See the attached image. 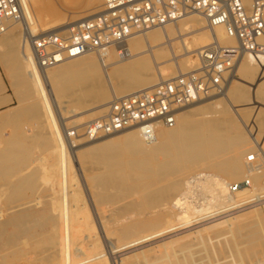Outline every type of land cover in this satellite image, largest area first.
<instances>
[{
  "label": "bare ground",
  "instance_id": "obj_1",
  "mask_svg": "<svg viewBox=\"0 0 264 264\" xmlns=\"http://www.w3.org/2000/svg\"><path fill=\"white\" fill-rule=\"evenodd\" d=\"M22 1L24 3V7H25V12H24L25 20H22L21 22L8 20L7 21L8 29L5 33L2 34L3 37L1 38V43L5 44L8 47H11V45L14 46L15 38H17L16 49H14L17 51V53L10 56V60L14 61V63L16 62V65L19 68V70L16 74L18 75V78L21 82L22 92H25V95L32 97L33 102H34L33 104H35L34 116H36L37 118L43 119L42 121H44V126H45V128L47 130V134H48V136L45 137V139H46L45 145H47L49 147V149L47 150L48 152H44L43 154H41L39 158L35 159L34 163L40 165L39 167H40L41 172H42L41 179H44L43 181H45L47 183V186L50 187V189L53 191V195H54L50 199L51 200L50 211L56 212L57 215L55 214L56 217L54 218L53 217L54 213H52V214L50 213L51 215L49 214V217H51V219H52V217L54 219L58 218V223L57 224L55 223L56 225H54V227L52 226V229H53L52 232L58 233V234L57 233L56 234L58 235L59 241L57 242L55 240L54 241L52 240V239H54V238H52L54 236V234H53L51 237L52 241L50 240L48 242V243H52V244L56 245V247H57V249H56L57 251L54 250L55 253H52V255H50L51 260L52 259H54V260L59 259L60 264H111L110 262H108L105 259V257L107 256V255H104L105 250H103V248L105 246L104 247L102 246L105 243L100 246V244H101L99 242L100 240H97V239L94 241L90 240L91 243H89L87 246H85L84 242L80 243L81 239H79V237L80 236L84 237L85 235H87V234H85L83 236L84 233L89 234V239L90 238L94 239L96 237V234L98 235L97 227H99V226H100L102 232H104V233L106 232L105 237L112 238L111 236H114L118 240V242L119 241L121 242L120 244H118L119 247L117 250H113L116 248V246H114L115 244L113 245L112 243H110V244H112V246H111L112 252H110V251L109 252L112 255L111 259L114 260L115 258H118L119 256L114 255L113 252L119 251L121 249H128L132 246H135L139 243L147 241L151 238L154 239V237H156V236L158 237L159 235H162V236H160L162 238L163 235H165V233H169L172 231H174V233H175L176 230L180 229V227H183V226L185 227V226H187V224H190V223L193 224V222L197 223L199 221V224L197 223L198 225H195V226L193 225L194 226L193 228H197V227L201 226L200 230L195 229V231H197L199 233V231L205 230L207 238H210V236H208V233L206 232V230H208V232L210 231V233H211V231H214L219 226H224V225L231 226V225H233L235 223L236 219H238L240 217L243 218V216H245V215H247V216L253 215V217H257V216H260L263 214L259 210H262L264 208V200H263L264 193H262L261 195L259 194L258 196L255 193L256 194L255 195L253 193V192H255L253 190V189H255V186L253 184V189L247 188V187L243 188L244 186H242L241 187L242 189L232 190L233 193L231 192L230 196L228 197L227 193L230 189L229 187H231L230 186L231 183L229 180L223 178L219 174H217L218 176H220L218 179H215L216 176H215V178L214 177L211 178L212 175L210 176L209 174H205L203 177V180H201L202 183H205V184H203L205 186H206V184L208 186L209 185L208 183L213 184V185H211V184L210 185H211V187L214 186L213 187L214 188L213 193H215V196H214V194L211 193L212 191L211 192L209 191V190H211L210 189L211 187L209 186V190H207V192L209 191L211 194H213L214 197L210 198L211 200L206 202V204H204V206L195 205L190 200H188V194L191 192V187H192L190 184L191 181H189L187 183V187H189V189L180 193L181 195H179V196H181V197H174L168 205L166 202H167V199H169V197L172 195V193L174 191H177L181 187V181H180V179L177 178V176L179 174H181L182 172H185V171H193L196 168H198L200 166H204L206 164H209V167L213 168L217 172H222V173L226 174L230 178H237L241 175L242 176L245 175L246 177H249V179L255 180V182H256L257 179H259V177L262 178L264 176V164L259 163V161L261 162L262 158L264 159V139H261L260 142L257 141L258 146L257 145L256 146L258 147V149L256 151L255 150L252 151V153L257 152L255 155L257 160L254 163L248 162L249 156L246 157L247 150L242 146V144L238 143L234 139H231L230 141L228 140L229 141L228 143H222L220 139H216V140L213 139L216 134H218V133L220 134L221 131H223V129L228 126L227 124H230L232 122L231 118L227 115V112L224 110V108H227V104H226L227 102H229L230 104L231 103L233 104V102H235L237 104V106L239 107V109L241 110V112L243 113L244 118H248V116L249 117L252 116V118H253L252 119V122H253L252 126L254 127V129H256L257 131H260V132L263 131L264 127H262V125H264L263 124L264 118L259 117L258 114H260V112H259L260 110L264 111V77L263 78L260 77L258 80H256L257 86H256V89L253 88V90H250L244 84H240L239 87H237V90L233 91L232 84L233 83H235V84L245 83L249 79L256 78L257 77L256 73H258V69L251 68L249 66L248 62L250 63L251 61H253V62L254 61H261V60H264V58L258 59V58H255V57H252V56L246 54L244 56H241L238 59L237 63L235 64V66L231 70V75L236 70L238 62L243 57L250 56V58L245 57L241 60L239 66H238V70H237V73H239V77H235L232 81H230L231 83L229 81L226 83L224 91L222 92L224 94H221L222 97L224 96L223 102L221 103V101H219V100L216 102L215 101L210 102V104L212 103L215 105V108L220 109V114L213 117L210 121L211 124L216 126V129H215L216 132H214V134H212L211 137L205 138L200 134V132L192 131L191 126L189 124V120L191 117H190V114L187 110L182 112V118H181V121L179 123H178V117H177V121H176V124L174 126H172V127L159 126L156 129L155 136L152 140H147L146 137L143 135L142 131L137 127L127 128V129L136 130V131L127 132L128 135L125 138V141L127 142V144L133 149L135 154H143L145 156V159H146L145 164H146V166H148L152 170L153 176L155 178H158L159 180L161 179V180H167L168 181L167 185H164V186H161L158 188H154L151 191L150 196H146V198H145V202H148V203L152 202L153 204L160 203V205L162 204V206L155 213L154 222L152 224L151 223L144 224L141 222H129L127 224H121V222L124 221V219H126L125 217L120 216V217L116 218V217L111 216L110 218H107L104 221L101 219V225H100L99 218H98L97 214H95L94 216L88 215L89 213H91L88 210L89 209L88 203L90 201L88 202L84 196L83 186H82L84 184H81V181H80L81 179H79L77 174H76V169H75V165H74L75 162L73 161V154L75 153V151H76V153H78L84 149H87L91 145H89L85 148L79 149L77 140L74 141V143H75L74 145H73V143L69 142L68 135H67V132L70 131V129L68 128L69 123H67L68 117L63 116V111H65V110L63 108L61 109V101L58 100L59 98L57 99V96L55 94L56 93L55 92L56 87L57 86H65L67 84L69 85V83L71 81L75 80L78 73L73 72V70H75L76 68L77 69H85V68H89V67L95 68L94 66L100 65L101 68L103 69V74H104V79L102 80V78H101V84L104 81H106V83L109 84V86H111L112 98H114L115 96L127 95L130 93H133V90L138 91L140 89L156 85L157 83H159L162 80L170 79V78L176 76L180 72H185V70H190V68H194L196 66L195 64H197V62H196V60H193L190 57V55L192 53H197V51L200 48H203V47L209 45L215 37L219 40V42L221 44L227 45V46H233V47H235L237 45V40L234 37L230 36L223 26H216L215 29L212 30L211 28H209L207 26V22L204 19V17H202L198 13H195V15L194 14L188 15V16H186V17H184L178 21L168 23V24L161 26V27H156V28H152V29H149L146 31L134 33L133 35H131L128 38V40L123 45H113V46L107 48L106 50L101 51L100 54L99 53H88V54H84V55L77 56V57H71V58L63 59L62 61L58 62L57 64H55L51 67L42 68L36 62L35 55L33 52V47L31 45V43L26 41L24 38V34H23V29L25 28L24 21H26L30 25V29L34 35L38 34L37 33L38 30H42L43 32H56L55 30L51 31L52 29H54V27H56V26H51V24L54 22L56 23V21L58 22L59 20H61V16L62 15L66 16V13L64 14V12H62L61 8H63V7L59 8L58 6L55 5L56 2H55V4L52 3L53 2L52 0H22ZM89 1H90V5L88 8H86V10L84 9L82 11H79V10L70 11L71 17L76 20V21H72L74 24H78V23L82 22L84 19H87L85 15H84L85 17L82 16L84 13H87L88 15H93L94 13L97 14L96 12L99 11V7L102 6L101 4H100V6L94 4L95 1H93V0H89ZM33 6H35V8H33ZM63 9H65V8H63ZM193 16H197L195 18L193 24L196 26H199V28L191 29L189 32L185 33L183 35V37H177V36L171 37L170 36L171 33L166 32L165 28H167V27L172 28L171 26L177 25L179 22H181V21L183 22L186 19H188L189 17H193ZM62 18L63 19L61 21L64 22L63 20H65V19H64V17H62ZM61 21H59V22H61ZM65 22L62 24L63 25L66 24ZM204 23H205V26L203 25ZM18 24L22 25V34L19 33V28H17ZM187 24H188L187 21L183 22L182 26H183L184 30L189 29L191 27V26L187 27L186 26ZM69 26H70V24H69ZM65 27H66V25H65ZM65 27L62 26V28H65ZM178 28H179V25H178ZM172 29H174V27ZM67 30L69 31L70 29H67ZM200 30H204L205 33L203 32L200 34H196V33H199ZM174 31L175 30H172L173 36L175 35ZM192 33H193L194 40L192 43L191 42L189 43L186 39H187V36L192 35ZM18 39L20 40L19 43H18V41H19ZM177 40L180 42V44L184 48L183 49V50H185L184 56L187 58V59L184 58L187 62L184 65V68H182V69H181L180 65L178 66L179 69L176 66V62H177L178 58H177V54H175V52H174V50L176 49L174 44H175V41H177ZM19 44H20V46H19L20 50L18 47ZM194 45L195 46L198 45V46L193 48ZM10 50H12V48ZM93 55H95V56H93ZM163 59L164 60L165 59L166 60L172 59L173 63H171L169 61V64L160 66L161 60H163ZM150 61L154 65L155 69L157 70L156 75L159 79L158 82L156 81L157 83H155V80L154 81L152 80V75L150 73L148 74V73L144 72V71L148 72V70H150L149 63H148ZM121 65L125 66L127 69L130 70V72H128V73H130L131 76H130V74L128 75L126 73L123 77H127V76L129 77L130 76L129 78L128 77L125 78V80H123L119 84H113V80L115 78H118V70L121 69L120 68ZM139 69L144 70V71L142 72ZM166 74H171L173 76L169 77V76H166ZM2 87L3 86H2L1 81H0V91L2 90ZM227 90H228V94H226ZM119 94H122V95H119ZM229 94L231 95V97L228 98L227 95H229ZM216 95H220V94H216ZM208 98H210V97H208ZM208 98H205V99H208ZM205 99L195 101V102L187 105L186 107L194 105L195 103H200V102L204 101ZM28 103H29V101H28ZM106 105H107V103L101 104V106L92 108V109H90L84 113H87L86 115H89V116L94 115L99 111H105ZM186 107H184V108H186ZM184 108H182L180 110V112ZM66 112H65V114H66ZM72 112H75V111H72ZM180 112H179V114H180ZM84 113H81V115H83ZM179 114H178V116H179ZM74 115L77 116L80 114L75 113ZM36 117H35V119H36ZM79 118L81 119V116H79L78 119ZM11 119H12L11 116H7L6 119L4 117H0V124H2L4 122H10ZM4 124L0 125V126L5 127ZM84 124L85 123H82L81 125L79 124L78 126H83ZM4 129H6V128H4ZM82 129H83V127H82ZM127 129H125V130H127ZM4 131L3 132L1 131V133H4ZM122 131H124V130H121L119 132H115L112 134H108V135L117 134V133H120ZM6 133H8V132H6ZM5 135L7 136V134H5ZM103 136L107 137L106 135H103ZM137 137H139L138 139H140L142 144H139ZM0 138H1V136H0ZM6 138H8V137H6ZM6 138L3 137L0 140V148L2 147L1 144L4 145V149L0 150V173H1L0 178L1 179L3 178V180L5 179L8 181L10 179L9 177L11 176V174L15 171L14 165H17L20 162H22L24 164V162H26V160H28L31 157H30V154L27 155V157H25V153H26L25 151H24L25 153L17 151L22 146V144L20 143L21 138H19L17 136H10V138H8L9 140ZM101 138H102V136H101ZM97 139H95V140L97 141ZM99 139H100V137H99ZM110 139H113V138H109L108 140H106V142H109ZM160 139H161V142H159ZM255 139H256V137H255ZM95 140H92V141L95 142ZM88 143H92V142H88ZM88 143H86V144H88ZM74 147H77V149ZM80 147H83V145L82 146L80 145ZM221 147L224 149L228 148L229 150H231V149L235 150V153L231 154L226 159L217 160V159H215L216 157H215L214 152L216 150L220 151L219 148H221ZM124 152H125V150H124ZM13 157H16L17 160H13L12 159ZM124 158H126V157H124ZM249 179H245V180H247L248 183L251 185V183H250L251 180L249 181ZM5 180L1 184H4V182H6ZM198 181H200V180H198ZM10 184H11V182L10 183L8 182V185H6V186L9 187ZM188 184H190V185H188ZM195 184H196V182H195ZM4 185H1V187ZM85 185H86V183H85ZM200 185H201V183H200ZM201 186H200V188H201ZM23 187L24 186L22 184L17 185V183H16L15 187H12V188L9 187L8 189L5 188L4 190L7 189L9 191V193H11L13 195L15 194L16 196L15 195L14 196L17 198V197H19L17 194L19 192H21ZM206 188L208 189V187H205V189ZM227 188H228V190H227ZM205 189H203V187H202V190L205 191ZM0 190H1V188H0ZM5 194H8V193L5 192ZM19 195H21V194H19ZM253 195L256 197H254ZM0 196H2V195H0ZM15 197H12V198H15ZM210 197H212V196H210ZM254 199L255 200L259 199V202L257 204L245 206L244 208L238 209V207H242L243 205H247L250 201H254ZM90 200H91V197H90ZM217 200H219V201L221 200V201L219 202ZM28 202H30V201H28ZM17 203L15 205H10L6 210L2 209V207H4L3 205L1 206V208H0V229L6 223H10L11 225H14L16 227L24 226V228L26 230H28L27 226H28V223L30 222L29 219L31 217H33V211L34 210L28 209V208L26 209L25 206L27 204L25 202H23L24 204L21 201H20V203H19V201ZM3 204H5V203H3ZM142 204H143V202H139V203H135L133 206H138V208L140 209ZM260 205H263V206L261 207ZM214 206H216V207H214ZM258 206H260L261 208H254V207H258ZM252 208H254V209L250 210ZM134 209H137V207H134ZM234 209H238V210H234ZM232 210H234V211H232ZM246 210H248V212H245L244 214L237 215V214H239L243 211H246ZM42 212L44 213V211H42ZM131 212H134V211L132 210ZM85 213L87 214L86 216H84ZM45 214H42V216L44 215L43 218L47 217L48 220H50L49 217L46 216ZM5 215H7L6 216L7 218L5 217ZM128 216H129V218H131V214H128ZM93 217L96 218L95 219L96 222L93 219ZM4 218H6V219H4ZM40 218L41 217L39 216L37 218V220ZM33 219H34V221H36L35 218H33ZM40 220H42V219H40ZM34 221H33V223H35ZM54 222H57V221L55 220ZM54 222H53V224H54ZM204 225H208V226L205 227ZM151 226H157L160 228L156 231H153L152 233H149V234L144 233V235H140L135 239L128 240L129 237H131V235H133L135 232L145 231L147 228H149ZM189 229H186V231L188 232ZM30 231H32V229H30ZM192 231H193V229H192ZM23 232L27 233L29 231L23 230ZM23 232L21 231V233H23ZM187 232H185V233H187ZM26 233H23V234L25 235ZM180 233H183V232H180ZM189 233L190 232H188V234ZM191 233L193 234V232H191ZM191 233H190V235H191ZM139 234H141V233H139ZM26 235H28V234H26ZM30 235H32V233H30ZM109 235H111V236H109ZM171 235H176V233L171 234ZM185 236H188V235H185ZM194 236H197V235H194ZM99 237L100 236H97V238H99ZM166 237H168V236H166ZM177 237H178V235H177ZM183 238H185V237H183ZM192 238H193V236H191V239ZM197 238H198V236H197ZM165 239L163 238L162 241L163 240L165 241ZM167 239H169V238H167ZM82 240L85 241L86 239L84 240V238H82ZM122 240L123 241L125 240V242H122ZM105 241L106 240L104 239V242ZM167 241H168V243H171V242H169V240H167ZM171 241H172V239H171ZM166 242L162 243L163 244L162 246H165L164 244ZM83 243H84V245H83ZM201 243H202V240H201ZM237 243H235L236 247L240 245L239 243L237 245ZM253 243H254V241H253ZM110 244H109V246H110ZM152 244H153V242H152ZM243 244H241L242 247H243ZM248 244H250V246ZM248 244H246L247 248L248 247L251 248V246H253V245H251V242L250 243L248 242ZM254 244L256 245L257 243L255 242ZM166 245H168V244H166ZM169 245H171V244H169ZM194 245L195 244L192 245L193 248H195ZM198 245H200V244H198ZM198 245H197V247H198ZM241 245H240V247H241ZM263 245H264V243H263ZM263 245H262V247H263ZM143 246H145V245H143ZM188 246L190 247V245H188ZM246 246H244V248ZM73 247H75V249L79 252L80 255L84 256L83 259L74 260L75 256H74V252H73ZM101 248H102V250H101ZM138 248L139 247H137V249ZM244 248H242V249L244 250ZM258 248H259V246H258ZM142 249H140V250H142ZM242 249H240V250H242ZM76 250H74V251H76ZM234 250H236V248ZM237 250H239V248ZM237 250L235 252H238ZM240 250H239V252H240ZM133 251H134V249H133ZM149 251L153 252L156 250L152 249V251L151 250H149ZM190 252L193 254V252H196V251L192 250ZM197 253H198L197 254V257H198L199 252H197ZM202 254H203V252H202ZM119 255L121 256L123 254H119ZM205 255L206 254H204L203 257ZM210 255H212V254H210ZM76 256H78V255H76ZM184 256L186 257V254ZM187 256H188V253H187ZM190 256H192V255H190ZM208 256L209 255H207L205 257L208 258ZM81 257H78V258L80 259ZM211 258H212V256H211ZM256 258H258V257H256ZM256 258H254V259L256 260ZM129 259H131V258H129ZM191 259H192L191 260V262H192L193 258H191ZM197 259L198 260L195 262V264H198V262H200V264H201V261H199V258H197ZM209 259H210V256H209ZM262 259H263V257H262ZM201 260H202V262L206 261L203 259H201ZM232 260H233V256H232ZM121 261H122L121 264H123V259H121ZM186 261L188 262L189 258L186 259L185 262ZM208 261L209 260L207 259L205 264H207ZM232 262H234V261H232ZM236 262H237V259H236ZM236 262L234 264H236ZM118 263H119V261H118ZM250 264H257V263H256V261H253ZM260 264H262V263H260Z\"/></svg>",
  "mask_w": 264,
  "mask_h": 264
},
{
  "label": "rangeland",
  "instance_id": "obj_2",
  "mask_svg": "<svg viewBox=\"0 0 264 264\" xmlns=\"http://www.w3.org/2000/svg\"><path fill=\"white\" fill-rule=\"evenodd\" d=\"M52 1H53L52 3H54V4L56 2L55 5L58 6L59 8H61V7L65 8V9H63V8H61V9H62V12H64V14L66 13V16L65 15L61 16V20L63 19L62 17H64L65 20H63V21L64 22L66 21L65 22L66 24L63 25L62 23H64V22H62L61 20H59L61 22L56 21V23L54 22L51 24V26H56L51 31L55 30L56 32H67L68 31L67 29H71L72 27L77 25V24H74L72 22V21H76V20L71 17L70 11H74V10L82 11L84 9L86 10V8H88L90 5L89 0H52ZM93 1H95L94 4L100 6V4L101 5L103 4L104 0H93ZM33 8H35V6H33ZM100 11H102V6L99 7L98 12H100ZM98 12H96V13L98 14ZM94 14L88 15L87 13H84L82 16L83 17L86 16V18L89 19V18H92L96 15V14L95 15ZM196 17L197 16L189 17L188 19L183 21V22H186V21L188 22V24L186 26L187 27L191 26L189 29L184 30V28L182 26L183 22L181 21L177 25L171 26L172 28L174 27V29L167 27V28H165V30L167 33H171V35H170L171 37H175V36L183 37V35L185 33L189 32L191 29L199 28V26H196L193 24ZM69 24H70V26H69ZM65 25H66V27H65ZM178 25H179V28H178ZM203 25L205 26V23ZM62 26H64L65 28H62ZM17 28H19V33L22 34V25L18 24ZM172 30H175L174 36L172 35ZM42 32H43L42 30L37 31V33H42ZM203 32L205 33L204 30H200L199 33H196V34H200ZM2 37H3V35H0V69H1V72H2L3 77H4V81H2L3 87H2V90L0 91V101H3V102L6 101V103L8 105L0 110V117H4L6 119L7 116H11L12 119L10 120V122H4L5 124L4 123L0 124V125L4 124V126H5V127L0 126V136H1V138H3V137L4 138H6V137L10 138V136H17V137L21 138L20 143L22 144V146L17 151H20L23 153L26 152L25 157H27V155L30 154L31 158L26 160V162H24V164L22 162H20L17 165H14L15 171L11 174V176L9 177L10 179L8 181L4 179L6 181V182H4L5 185L1 184V183H3L4 180H3V178L2 179L0 178V188H1L0 195H2V196H0L2 198V199L0 198V203H1L0 208L3 205L4 207H2V209L6 210L10 205H15L18 201H19V203L21 201L22 203L25 202L27 204V205L25 204L26 206L24 205L26 209L28 208V209H32L34 211H33V217H31L29 219L30 222L28 221L29 222L28 226H27L28 230H26L24 228V226L16 227L14 225H11L10 223H6L0 229V264H60L59 259H56V260L52 259L51 260V258H50V255H52V253H55L54 250L57 249L56 245H54L52 243H48L51 240V237L53 234H54V236L52 238H54V239H52V240L53 241L55 240L57 242L59 241L58 235H57L58 233L56 232L57 233L56 234V233L52 232V230H53L52 226L54 227V225H56L58 223V218L54 219L57 215L56 212L50 211V209H51L50 208V204H51L50 199L54 196L53 191L50 189L49 186H47V183L45 181H43L44 179H41L42 172H41V169L39 167L40 165L34 163L35 159L39 158L41 154H43L44 152H48L47 150L49 149V147L47 145H45L46 144L45 143L46 142L45 137L48 136L47 130L44 126V121H42L43 119H40V118H37L36 116H34L35 104H33L34 103L33 99L31 96L25 95V92H22L21 82L18 78V75L16 74L18 72L19 68L16 65V62L14 63V61L10 60V56L17 53V51L14 50V49H16L17 38H15L14 46L11 45V47H8L5 44L1 43ZM186 40L189 43L190 42L192 43L194 40L193 33H192V35H188ZM19 42H20V40L18 41V43ZM174 45L176 48L174 50V52H175V54H177V58H178V60L176 62V66L178 68V66L180 65V67L182 69V68H184V65L187 62L185 60L187 58L184 56L185 50H183L184 48L182 47V45L180 44V42L178 40L175 41ZM19 46H20V44L18 45V47ZM197 46L198 45H196V46L194 45L193 48L197 47ZM9 48L10 49L12 48V50H10ZM19 50H20V47H19ZM93 56H95V55H93ZM190 57L193 60H196V62H197L196 55L194 53H192L190 55ZM245 57L250 58V56H245ZM245 57H243V58H245ZM241 60L238 62L237 68L232 73V75H231V72H228V74H227L228 79L227 80L229 82L232 81L235 77H239V73H237V70H238V66H239ZM169 61L171 63H173L172 59L171 60H166V59L161 60L160 66L169 64ZM148 63H149V67H150V70H148V72H146L144 70H140V69L139 70L142 72L144 71L145 73H148V74L150 73L152 75V80L153 81L155 80V83H157L159 80L157 75H156L157 70L155 69V67L151 63V61ZM248 64L251 68L258 69V73H256L257 77L253 78V79H249L245 83H237V84L233 83L232 84L233 91H236L237 87H239L240 84H244L250 90H253V88L256 89V86H257L256 80H258L260 77L261 78L264 77V60L254 61V62L251 61L250 63L248 62ZM195 65H197V64H195ZM94 67L95 68L89 67V68H85V69H77L76 68L77 70L76 69L73 70V72L78 73L76 79L71 81L69 83V85L67 84L65 86H57L55 89L56 90L55 94L57 96V99L59 98L58 100L61 101V109L63 108L65 110V111H63V116L68 117V120H67V123H69L68 128L70 130L71 129H77L80 133L83 131L82 127L85 124L83 126H78L79 124L81 125L82 123L89 122L90 120L101 116L105 111H99L96 114L90 115V116L86 115L87 113H84V112H87L88 110H90L92 108L101 106V104H104V103H107V105H108L109 101H111V99H112L111 86H109V84H107L106 81H104L101 84V78H102V80L104 79L103 69L101 68L100 65H97ZM120 68L121 69L118 70V78H115L113 80V84L121 83L123 80H125V78L128 77L127 75H126L127 77H123V76L126 73L128 75L130 74V73H128V72H130V70L127 69L125 66L121 65ZM190 69H192V68H190ZM185 71H188V70H185ZM130 76H131V74H130ZM166 76L172 77L173 75L166 74ZM134 91L135 90H133V92ZM223 91L224 90H222L220 93H217L220 95L213 94L214 95V96L212 95L213 97L210 96V98L205 99L204 101H202L200 103H195L194 105H191L189 107L184 108L178 116V123L181 121L182 112L187 110L190 114V117H191L189 120V124L191 126L192 131L200 132V134L205 138L211 137L212 134H214V132H216V130H215L216 126L211 124L210 121L213 117L220 114V109L215 108V105L212 103L210 104V102H214V101L216 102L219 100L222 103L224 100V98H223L224 96L222 97V95H221V94H224V93H222ZM226 94H228V90H227ZM119 95H122V94H119ZM227 97L229 98V97H231V95L229 94V95H227ZM4 99H6V100H4ZM28 101H29V103H28ZM226 104H227V108H224V110L227 112V115L231 118L232 122L230 124H227L228 126L225 127L223 129V131H221L220 134L219 133L216 134L213 139L214 140L220 139L222 143H228L231 139H234L238 143L242 144V146L247 150L246 157H248L252 153V151H254V150L256 151L258 149V147H257L258 142L257 141L260 142L261 139H264V129L261 132L254 129V127L252 126L253 125L252 116H250V117L248 116V118H244L243 113L241 112V110L239 109V107L237 106V104L235 102H233L234 105L232 103L230 104L229 102H227ZM72 111H75V112H72ZM65 112H66V114H65ZM259 112H260V114H258V116L264 118V111L260 110ZM75 113L80 114V115L75 116L74 115ZM81 113H84L83 114L84 116L81 115ZM79 116H81V119L80 118L78 119ZM35 117H36V119H35ZM262 127H264V125H262ZM4 128H6V129L8 128V129L6 130ZM1 131L2 132L4 131V133H1ZM129 131H136V130L127 129V130H124V131L117 133V134L106 135L107 137L102 136V138L101 137H100V139L98 138L97 141L95 140V142L88 141L85 139L84 140L81 139V140L77 141L79 149H82V148H85V147L91 145L87 149H84L78 153H76V151H75V153L73 154V161L75 162L74 165H75V169H76V174H77L78 178L81 179L80 180L81 184H84V185H82L84 196L88 202L90 201L88 203V205H89L88 210L91 213H89L88 215L94 216L95 214H97V216L99 218L100 225H101V219L104 221L105 219L110 218L111 216L116 217V218H118L120 216L125 217L126 219H124V221H122L121 224H127L129 222H141L144 224H148V223L152 224L154 222L155 213L162 206V204L160 205V203L153 204L152 202H149V203L145 202V198H146V196H150L151 191L154 188H158V187L167 185L168 181L167 180H161V179L159 180L158 178H155L153 176L152 170L148 166H146V164H145V161H146L145 156L143 154H135L134 153L133 149L125 141V138L128 135L127 132H129ZM6 132H8L9 134ZM5 134H7V136ZM255 137H256V139H255ZM1 138H0V140H1ZM8 138H6V139H8ZM109 138H113V139H110L109 142H106V140H108ZM138 138L139 137H137L139 144H142V142ZM87 141L92 142V143H88ZM159 142H161V139ZM86 143H88V144H86ZM80 145L81 146L83 145V147H80ZM1 146L2 147L0 148V150H3L4 145L1 144ZM74 148L77 149V147H74ZM227 149L228 148L224 149L221 147V148H219L220 151L216 150L214 152L215 157H216L215 159L223 160V159H226L227 157H229L231 154L235 153V150H232V149L227 150ZM124 150H125V152H124ZM124 157H126V158H124ZM12 159L17 160L16 157H13ZM259 163L264 164V159L262 158L261 162L259 161ZM196 169L193 171L182 172L181 174H179L177 176V178L180 179V181H181V187L177 191H174L172 193V195L169 197V199H167V202H166L167 205L170 203V201H172V199L174 197H181V196H179V195H181L180 193L188 190L189 187H187V183L189 181H192L190 183L192 187H191V192L188 194V200H190L195 205L204 206V204H206V202L211 200L210 198H213L215 196V193H213L214 192V190H213L214 186L211 187V185H213V184L208 183L209 185L207 186V184H206V186H205V185H203L205 183L201 182V180H203V177L205 174H209L210 176L212 175L211 178H213V177L215 178V176H216L215 179H218L220 176H222L223 178L229 180L231 183L230 184L231 187H229L230 189L227 193L228 197L230 196V193L232 192V190H234L233 188L237 185L242 184V182H244L243 188L247 187V188L253 189V184H254L255 189H253V190L255 192H253V193L254 194L256 193L257 196L259 194L261 195L262 193H264V176L262 178L259 177V179H257V181L255 182V180H251V179H249V177H246L245 175H243V176L241 175L237 178H230L226 174H224L222 172H217L213 168L209 167V164H206L204 166H200ZM217 174H219L220 176H218ZM195 178L197 180L196 184H195V182H193V180ZM245 179H249V181L251 180L250 181L251 185L246 184ZM198 180H200V181H198ZM8 182L9 183L11 182V184L9 186L11 188L15 187L16 183H17V185L22 184L24 186L22 188L21 192H19L17 194L19 196V197H17L18 199L15 197L16 196L15 194H14L15 195L14 196L13 194L9 193V191L7 190L9 188L8 186H6V185H8ZM85 183H86V185H85ZM200 183L202 186L200 185ZM190 184H188V185H190ZM1 185H4V186L1 187ZM200 186H201V188H200ZM209 186L211 187L210 188L211 190H209ZM202 187H203V189H205V187H208V189L206 188L204 191V190H202ZM5 188H7V189L4 190ZM238 189H242V188L238 187ZM207 190H209L210 192L212 191L211 193H213L214 196L209 191L207 192ZM227 190H228V188H227ZM5 192L8 194H5ZM19 194H21V195H19ZM210 196H212V197H210ZM12 197H15V198H12ZM90 197H91V200H90ZM263 200H264V198H263ZM28 201H30V202H28ZM217 201H219V200H217ZM2 202L5 204H3ZM139 202H143L140 209L138 208V206H133L135 203H139ZM245 206L246 205H243L242 207H238V209L244 208ZM260 206L262 207L263 205H260ZM260 206L254 207V208H261ZM134 207H137V209H134ZM214 207H216V206H214ZM254 208H252L250 210H253ZM131 209L134 212H131L132 211ZM238 209H234V210H238ZM234 210H232V211H234ZM42 211H44V213ZM259 211L261 213H263L260 216L253 217V215H251V216L245 215V216H243V218L242 217L238 218L239 220L236 219L235 223L231 226H226V225L219 226L214 231H211V233H210V231L208 232V230H206V232L208 233V236H210V238H207L205 230L199 231V233L197 231H195V229L200 230L201 226L197 227V228H193L195 225L199 224V221L197 222L198 224L195 222H193V224L192 223L187 224V226H185L186 228L183 226V227H180L179 230H176V232H175L176 235H171V234H175L174 231H172V232H169L170 234L165 233V235L168 237L163 235V237L161 238L160 236H162V235H159L158 237L157 236L154 237V239L151 238L147 241L139 243V244L132 246L128 249H121L119 251L113 252L114 255L119 256L118 258H115L114 260L111 259V256H112L110 253V252H112L111 246H112V244L113 245L115 244L114 246H116V248L113 250H117L119 247L118 244H120L121 242L120 241L118 242V240L114 236H111V235H109V236H111L112 238L105 237L106 232L105 233L102 232L100 226L97 227L98 235L96 234V237L94 239L93 238L89 239L88 233H84L83 236L85 234H87V235H85L86 237L80 236L79 239H81L80 243L81 242L85 243V246H87L89 243H91V241H94L96 239L100 240L99 241L101 243L100 246L105 243L104 245H102L103 247L107 246L106 248L104 247L105 249L102 247L103 250H105L104 255H107L105 257V259L108 262H110L111 264H113V263L114 264H121V262H122L121 259H123V264H190V263L195 264V262L198 260L197 258H199V261H201V264L202 263L205 264L207 259L210 261V262L208 261L207 264L208 263L209 264L210 263L211 264H213V263L214 264H232V263L234 264L236 262V259L238 262V263L236 262V264H250L253 261H256L257 264L258 263L263 264L264 263L263 262L264 261V256H263L264 255V252H263L264 251V245H263V243H264V208L262 210H259ZM40 212L42 214L46 213L45 215L48 217H49L50 213L51 214L54 213V216H53L54 218L52 217V219H51V217H49L50 220H48V218L45 217L47 219L46 220L45 218H43L44 215L42 216V214ZM245 212H248V210L243 211L237 215L244 214ZM128 214H131V218H129ZM36 215L37 216L39 215L41 217L40 219H42V220H40V219L37 220V218L39 216L37 217ZM86 215L87 214L85 213L84 216H86ZM6 216L7 215H5V217ZM6 218H4V219H6ZM33 218H35L36 221H34ZM93 219L95 220L96 218L93 217ZM55 220L57 222H54ZM33 221L35 223H33ZM53 222H54V224H53ZM95 222H96V220H95ZM204 226L206 227L208 225H204ZM159 228L160 227H157V226H151V227L147 228L145 231H137L133 235H131V237H129L128 240L135 239L140 235H144V233L145 234L152 233L153 231H156ZM22 229L24 231H29V232H27V233L23 232ZM30 229H32V231H30ZM186 229H189L188 232H190V233L193 232V234L192 233H191V235H190V233L188 234ZM192 229H193V231H192ZM20 230L23 233H26L28 235H26V234L24 235L23 233H21ZM180 232H183V233H180ZM185 232H187V233H185ZM30 233H32V235H30ZM139 233H141V234H139ZM177 235H178V237H177ZM185 235H188L190 238L188 236H185ZM194 235H197L198 238H197V236H194ZM97 236H100L99 237L100 239L97 238ZM191 236H193V238H192L193 240L191 239ZM81 237L84 238V240L85 239L86 240L83 241ZM183 237H185L186 239ZM163 238L164 239L166 238L165 241L164 240L162 241ZM167 238H169V239H167ZM104 239L106 240L105 242H104ZM171 239L173 242L171 241ZM167 240H169V242H171V243H168ZM201 240H202L203 244L201 243ZM253 241H254V243L256 242L257 244L255 245L253 243ZM122 242H125V240L124 241L122 240ZM152 242H153V244H152ZM164 242H166L164 244L165 246H162L163 245L162 243H164ZM237 242L240 245L243 243L245 244V245L243 244V247L241 245L242 248H244V246H246V244H248V242L249 243L251 242V245H253V246H251V248L248 247L249 249L246 246L243 250L240 247V245L237 247L235 246L236 245L235 243H237ZM84 243H83V245H84ZM108 243L109 244L112 243V244H110V246H109ZM238 243H237V245H238ZM142 244L145 246H143ZM166 244H168V245H166ZM169 244H171V245H169ZM191 244L192 245L195 244L194 245L195 248H193V246ZM198 244H200L201 246ZM188 245H190V247ZM197 245H198V247H197ZM248 245L250 246V244H248ZM262 245H263V247H262ZM258 246H259V248H258ZM137 247H139V248L137 249ZM102 248H101V250H102ZM235 248H236V250L238 248H239V250L240 249H242V250H240V252H239V250H237L238 252H235L236 251V250H234ZM133 249H134V251H133ZM140 249H142V250H140ZM152 249L156 250V251L150 252L149 250L152 251ZM74 250H76L75 247H73V252H74V256H75L74 260H81L84 258V256L80 255L77 250H76L77 252ZM128 250L129 251L131 250V251L129 252ZM192 250L196 251V252H193L194 255L190 252ZM197 252H199L198 257H197V254H198ZM202 252H203V254H202ZM187 253H188V256H187ZM119 254H123L124 256L123 255L120 256ZM185 254H186V257L184 256ZM204 254H206L205 256L209 255L210 259H209V256H208V258L204 256L205 257L204 258L203 257ZM210 254H212V255H210ZM76 255H78V256H76ZM190 255H192L193 257ZM211 256H212V258H211ZM232 256H233V260H232ZM261 256L263 257V259ZM78 257H81V258L79 259ZM128 257L131 259H129ZM256 257H258V258H256ZM188 258H189V261L185 262V260ZM191 258H193L194 262L193 261L191 262V260H192ZM254 258H256V260ZM201 259L206 260V261L202 262ZM118 261H119V263H118ZM232 261H234V262H232ZM198 264H200V262H198Z\"/></svg>",
  "mask_w": 264,
  "mask_h": 264
},
{
  "label": "built area",
  "instance_id": "obj_3",
  "mask_svg": "<svg viewBox=\"0 0 264 264\" xmlns=\"http://www.w3.org/2000/svg\"><path fill=\"white\" fill-rule=\"evenodd\" d=\"M24 12L22 0H0V35L7 31L8 20H25ZM195 13L204 17L212 30L223 26L237 45H223L215 37L194 53V68L156 85L115 96L101 116L85 123L81 133L77 129L68 131L69 142L74 145L75 140L92 141L131 127L139 128L147 140H152L159 126L176 124L182 108L220 93L228 82V72L241 56L264 58V0H104L102 11L69 31L35 35L24 21V38L31 43L36 62L47 68L63 59L100 54L113 45H123L134 33ZM256 153L249 155V163L257 160ZM246 184L249 185L247 180ZM243 185L244 182L233 189ZM258 201L254 199L246 206Z\"/></svg>",
  "mask_w": 264,
  "mask_h": 264
},
{
  "label": "crops",
  "instance_id": "obj_4",
  "mask_svg": "<svg viewBox=\"0 0 264 264\" xmlns=\"http://www.w3.org/2000/svg\"><path fill=\"white\" fill-rule=\"evenodd\" d=\"M0 81H1V84H2V81H4V77H3V74L1 72V69H0ZM4 94V93H3ZM6 100V99H4ZM8 104L6 103V101H0V110L3 109L4 107H6Z\"/></svg>",
  "mask_w": 264,
  "mask_h": 264
}]
</instances>
